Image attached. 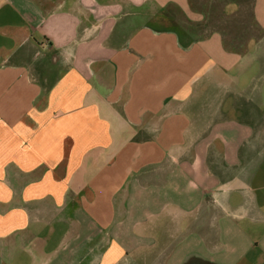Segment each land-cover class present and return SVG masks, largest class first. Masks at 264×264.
I'll list each match as a JSON object with an SVG mask.
<instances>
[{
	"label": "crops",
	"instance_id": "obj_1",
	"mask_svg": "<svg viewBox=\"0 0 264 264\" xmlns=\"http://www.w3.org/2000/svg\"><path fill=\"white\" fill-rule=\"evenodd\" d=\"M0 264H264V0H0Z\"/></svg>",
	"mask_w": 264,
	"mask_h": 264
},
{
	"label": "rangeland",
	"instance_id": "obj_2",
	"mask_svg": "<svg viewBox=\"0 0 264 264\" xmlns=\"http://www.w3.org/2000/svg\"><path fill=\"white\" fill-rule=\"evenodd\" d=\"M186 1L187 0H177V3L180 4V5H183ZM233 3L234 2H232V1L225 2V6H227V7H233V5H234ZM180 14H181V12H179V10H178V15H180ZM186 15L189 16V19L191 18L193 20H198V21L201 20V19H204L205 16H206V15L205 16L204 15H201V13H194L192 10L189 13H187ZM191 15H192V17H191ZM202 16H203V18H202ZM194 17H196V18H194Z\"/></svg>",
	"mask_w": 264,
	"mask_h": 264
}]
</instances>
